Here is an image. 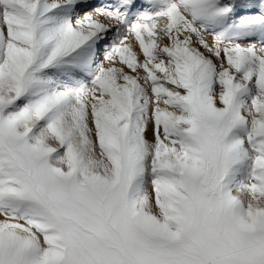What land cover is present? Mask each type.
<instances>
[{
    "label": "snow or ice",
    "instance_id": "obj_1",
    "mask_svg": "<svg viewBox=\"0 0 264 264\" xmlns=\"http://www.w3.org/2000/svg\"><path fill=\"white\" fill-rule=\"evenodd\" d=\"M0 264H264V0H0Z\"/></svg>",
    "mask_w": 264,
    "mask_h": 264
},
{
    "label": "rangeland",
    "instance_id": "obj_2",
    "mask_svg": "<svg viewBox=\"0 0 264 264\" xmlns=\"http://www.w3.org/2000/svg\"><path fill=\"white\" fill-rule=\"evenodd\" d=\"M137 51H138V48H137ZM119 66V65H118Z\"/></svg>",
    "mask_w": 264,
    "mask_h": 264
}]
</instances>
